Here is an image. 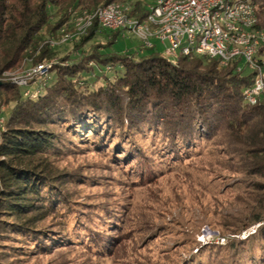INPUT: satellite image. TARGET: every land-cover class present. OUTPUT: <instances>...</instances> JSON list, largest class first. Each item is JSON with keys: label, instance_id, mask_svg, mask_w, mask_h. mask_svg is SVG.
Instances as JSON below:
<instances>
[{"label": "trees", "instance_id": "trees-1", "mask_svg": "<svg viewBox=\"0 0 264 264\" xmlns=\"http://www.w3.org/2000/svg\"><path fill=\"white\" fill-rule=\"evenodd\" d=\"M111 2L129 4L139 19L147 12L145 0H0V76L55 58L58 46L48 41L62 28L73 32V12ZM254 5L264 29V0ZM97 36L104 42L83 50ZM120 36L94 22L75 40L78 54L60 57L67 65H51L52 76L25 86L0 83V104L12 103L0 128V246L27 255L78 239L107 243L119 219L68 194L67 186L85 175L59 169V158L93 148L143 171L156 156L175 161L214 145L255 178L249 184L253 206L235 234L257 226L231 243L230 264H264V95L255 105L244 102L251 74L205 55L169 61L143 44L137 55L100 51ZM16 240L19 245L10 243Z\"/></svg>", "mask_w": 264, "mask_h": 264}, {"label": "rangeland", "instance_id": "rangeland-1", "mask_svg": "<svg viewBox=\"0 0 264 264\" xmlns=\"http://www.w3.org/2000/svg\"><path fill=\"white\" fill-rule=\"evenodd\" d=\"M62 34L64 28L54 38ZM103 42V36H97L83 50L89 52L95 44ZM74 43L75 40L59 44L57 56L46 63L67 65L68 61H60V57L77 55L79 50H75ZM153 43L160 56L174 60L164 53V43L156 40ZM140 45L139 38L123 32L110 49L100 51L137 55ZM32 66L29 62L2 73L0 83L9 80L14 84L13 79ZM11 107L12 103L5 100L0 104V128ZM220 147H204L199 154L175 161L156 156L145 164L143 171L134 164L112 162L93 148L57 159L55 165L59 169L85 175L82 181L67 186L69 195L80 203H88L103 216L112 211L119 219L108 230L107 243L96 245L89 239H78L27 255L0 246V251H11L0 254V264H230L231 243L248 238L257 226L235 234L253 206L248 200L249 184L255 178L244 174L237 159ZM98 220L95 217L96 223ZM10 243L19 245L17 240Z\"/></svg>", "mask_w": 264, "mask_h": 264}, {"label": "built area", "instance_id": "built-area-1", "mask_svg": "<svg viewBox=\"0 0 264 264\" xmlns=\"http://www.w3.org/2000/svg\"><path fill=\"white\" fill-rule=\"evenodd\" d=\"M130 11L131 6L123 2L92 11L76 10L73 32L50 38L48 44L55 47L74 41L96 22L107 31L133 34L145 48L154 49L153 41H160L164 53L174 60L195 54L216 58L221 66L235 62L237 71L252 76L251 84L242 91L244 102L255 105L264 95V29L258 27L254 0H153L142 19ZM50 67L49 63L35 64L13 81L25 86L47 78Z\"/></svg>", "mask_w": 264, "mask_h": 264}, {"label": "crops", "instance_id": "crops-1", "mask_svg": "<svg viewBox=\"0 0 264 264\" xmlns=\"http://www.w3.org/2000/svg\"><path fill=\"white\" fill-rule=\"evenodd\" d=\"M147 4H149L148 2H146Z\"/></svg>", "mask_w": 264, "mask_h": 264}]
</instances>
